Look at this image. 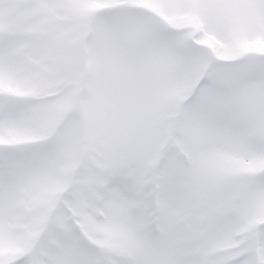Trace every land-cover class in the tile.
Here are the masks:
<instances>
[{"label":"snow or ice","instance_id":"6c2138e0","mask_svg":"<svg viewBox=\"0 0 264 264\" xmlns=\"http://www.w3.org/2000/svg\"><path fill=\"white\" fill-rule=\"evenodd\" d=\"M0 264H264V0H0Z\"/></svg>","mask_w":264,"mask_h":264}]
</instances>
